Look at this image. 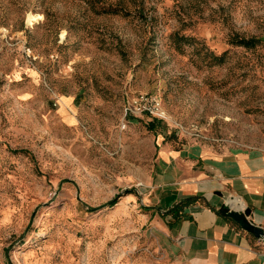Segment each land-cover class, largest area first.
Returning <instances> with one entry per match:
<instances>
[{
	"label": "rangeland",
	"instance_id": "obj_1",
	"mask_svg": "<svg viewBox=\"0 0 264 264\" xmlns=\"http://www.w3.org/2000/svg\"><path fill=\"white\" fill-rule=\"evenodd\" d=\"M193 138L264 140V0H0V264H167L138 190Z\"/></svg>",
	"mask_w": 264,
	"mask_h": 264
},
{
	"label": "crops",
	"instance_id": "obj_2",
	"mask_svg": "<svg viewBox=\"0 0 264 264\" xmlns=\"http://www.w3.org/2000/svg\"><path fill=\"white\" fill-rule=\"evenodd\" d=\"M139 187L145 222L167 264H264V241L218 214L221 206L248 210V221L264 233V140L231 147L161 139Z\"/></svg>",
	"mask_w": 264,
	"mask_h": 264
},
{
	"label": "water",
	"instance_id": "obj_3",
	"mask_svg": "<svg viewBox=\"0 0 264 264\" xmlns=\"http://www.w3.org/2000/svg\"><path fill=\"white\" fill-rule=\"evenodd\" d=\"M218 214L224 218L230 219L234 222L241 230L250 233L254 238L264 239V233L261 229L257 228L253 224H251L247 217H248V210L243 211H235L227 206H221L218 209Z\"/></svg>",
	"mask_w": 264,
	"mask_h": 264
},
{
	"label": "built area",
	"instance_id": "obj_4",
	"mask_svg": "<svg viewBox=\"0 0 264 264\" xmlns=\"http://www.w3.org/2000/svg\"><path fill=\"white\" fill-rule=\"evenodd\" d=\"M155 106L153 104L152 101H148L146 98H140L138 101H134L126 110L125 114L127 112L132 113L134 109H137L138 112L142 113V112H148V113H152L151 111H153L154 109H156ZM122 128H124V125L122 126ZM261 241H264V239L259 238Z\"/></svg>",
	"mask_w": 264,
	"mask_h": 264
},
{
	"label": "trees",
	"instance_id": "obj_5",
	"mask_svg": "<svg viewBox=\"0 0 264 264\" xmlns=\"http://www.w3.org/2000/svg\"><path fill=\"white\" fill-rule=\"evenodd\" d=\"M237 45L247 48V47H251V45H253V44H252L251 40L240 39V40H238ZM113 203H114V201H111V202H109V205L111 206V205H113Z\"/></svg>",
	"mask_w": 264,
	"mask_h": 264
},
{
	"label": "bare ground",
	"instance_id": "obj_6",
	"mask_svg": "<svg viewBox=\"0 0 264 264\" xmlns=\"http://www.w3.org/2000/svg\"><path fill=\"white\" fill-rule=\"evenodd\" d=\"M233 201H235L237 203V205L232 204V206L236 207L237 209L241 208V204L239 203V201L237 199H232ZM231 200V201H232ZM231 204V203H230ZM243 207V206H242Z\"/></svg>",
	"mask_w": 264,
	"mask_h": 264
}]
</instances>
